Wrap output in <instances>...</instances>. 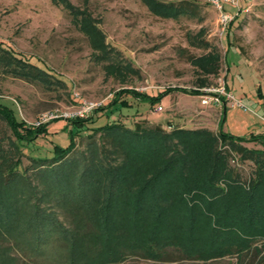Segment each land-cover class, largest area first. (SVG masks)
Listing matches in <instances>:
<instances>
[{"label": "trees", "instance_id": "16d2710c", "mask_svg": "<svg viewBox=\"0 0 264 264\" xmlns=\"http://www.w3.org/2000/svg\"><path fill=\"white\" fill-rule=\"evenodd\" d=\"M53 1L68 9L94 57L108 60L107 73L125 76L133 71L113 60L103 32L87 11L67 0ZM142 1L161 17L176 18L189 9ZM201 45L207 47L205 41ZM210 49L197 58L207 71L219 62V54ZM0 72L47 86L54 83L44 69L1 43ZM170 90L153 96L121 89L108 107L131 105L124 94L158 103ZM211 94L224 101L220 94ZM66 120L71 127H83L90 118ZM224 120L223 113L220 124ZM48 121L28 124L0 99V123L10 130L7 135L0 129V264L208 261L240 258L250 251L258 255L264 249V132L244 138L223 130L215 135L202 128L167 131L113 121L93 128L82 149L75 148L70 128L68 142L55 144L50 157L30 155L29 164L22 166V147L29 148L45 133ZM246 139L261 147L239 148L255 165L249 180L241 179L229 163L231 146Z\"/></svg>", "mask_w": 264, "mask_h": 264}, {"label": "rangeland", "instance_id": "374dc122", "mask_svg": "<svg viewBox=\"0 0 264 264\" xmlns=\"http://www.w3.org/2000/svg\"><path fill=\"white\" fill-rule=\"evenodd\" d=\"M67 1L95 19L113 60L129 64L133 71H126L125 76L107 73L108 60L94 57L88 37L62 4L0 0V43L44 69L54 82L47 86L0 72V99L18 118L35 124L49 114L58 117L46 123V132L29 148L22 147V166L29 164L30 155L50 157L55 144L68 142L70 128L75 131V148L82 149L93 128L113 121L167 131L202 128L215 135L223 130L244 138L251 132H264V0H219L220 7L213 0H159L188 6L187 13L176 18L153 13L142 0ZM222 13L231 16L228 24L221 22ZM210 48L219 54L213 71L197 61ZM125 88L153 96L172 90L158 103L139 102L124 94L131 105L108 107L116 92ZM210 92L220 94L224 101ZM78 112L90 120L83 127H71L66 118ZM223 113L225 120L220 124ZM0 129L10 135L4 123ZM236 144L229 149L230 166L241 179L249 180L255 165L241 156L239 148L258 149L260 144L248 139ZM223 147L228 149V145ZM258 263L264 264V249L240 258H130L121 264Z\"/></svg>", "mask_w": 264, "mask_h": 264}, {"label": "built area", "instance_id": "2783aa9c", "mask_svg": "<svg viewBox=\"0 0 264 264\" xmlns=\"http://www.w3.org/2000/svg\"><path fill=\"white\" fill-rule=\"evenodd\" d=\"M216 4H218V6L220 7L219 5V0H213ZM231 16L228 14V13H222L221 14V22L225 25V24H228V21L230 20ZM76 115H84L82 112H78V113H73V114H70L68 115L67 117H71V116H76ZM52 118H56L55 115H52V114H49L47 116H44L40 121H37L35 124H39L40 122H46Z\"/></svg>", "mask_w": 264, "mask_h": 264}]
</instances>
